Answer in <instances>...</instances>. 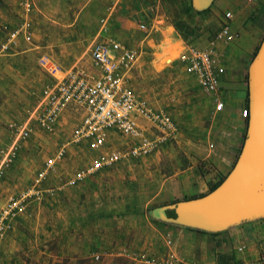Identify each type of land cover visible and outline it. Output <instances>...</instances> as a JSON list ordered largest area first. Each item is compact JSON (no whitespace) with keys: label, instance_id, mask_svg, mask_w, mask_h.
<instances>
[{"label":"rangeland","instance_id":"374dc122","mask_svg":"<svg viewBox=\"0 0 264 264\" xmlns=\"http://www.w3.org/2000/svg\"><path fill=\"white\" fill-rule=\"evenodd\" d=\"M216 1L219 2L220 8ZM216 1L213 0L206 11L193 14L188 18L190 24L194 25L193 28H219L225 11H230L232 14L230 28L243 26L240 15L242 11L234 12L230 7H224L227 0ZM169 6L168 12L163 8L162 10L171 20ZM176 11L181 9L176 7ZM177 29L181 32L179 28ZM181 29L184 31L183 28ZM2 36L0 32V43L4 39ZM32 60L25 75L14 69L15 67H7L5 61L0 63V68L7 69L2 73L5 77L0 80V151L14 139L8 124L21 123L34 104L40 88L48 79L44 74L46 77L43 76L41 81H38L40 71L35 70V59L34 64ZM248 66L244 68V90L238 88L233 94L237 101L244 97L248 99L246 84ZM142 69L144 71L141 70L139 74L132 71L134 79H143L134 86L132 84V87L153 105L171 115L178 125L175 138L165 141L158 150L148 155L130 157L113 166L104 167L70 187L62 186L65 178L77 169L87 168L93 157L97 156L98 151L90 149L83 140L68 144L65 156L57 161L55 169L47 173L41 182L43 188L56 189L52 193L43 192L39 199H28L24 211L12 219L10 230L0 245V264H138L127 257L113 256L114 252L111 250L105 251L108 254H102L104 252L102 245L109 243L111 248L115 245L130 246V244L133 245L134 238H140L144 234L142 231L148 228L146 214L148 216L150 211L148 207L151 205V202L148 203L146 200L159 188L170 187L173 184L169 176L177 170V167H180V162L183 165L187 164L184 158L185 149L181 145L183 143L180 138L190 139L195 144V140L203 136L205 140L201 142V147L197 150L208 152L206 137L209 135L210 120L214 115L213 100L201 90H197L192 80L185 78L181 80L180 66L173 73V77H177L178 80L171 78L170 83L167 80L165 82L156 80L152 76L150 80L148 68ZM34 78L36 82L31 81ZM150 86L156 88L153 89ZM157 91L160 92L157 93ZM222 97L224 99L225 96L222 95ZM193 104L195 107H192ZM180 120H188L191 127L182 128ZM196 120H205L203 129L199 130L195 127L194 124L199 125ZM74 123V120H70L57 130H53L54 133L38 129L33 124V132L27 139L19 141L16 157L0 176V206L9 195H15L30 185L44 161L70 139ZM207 138L211 139V134ZM244 139L245 136L243 142ZM165 144H170L172 147L171 150L165 148L171 153L169 155L163 150ZM71 147L75 148L69 152L68 149ZM242 147L243 143L238 156ZM165 154L168 157L163 158ZM194 154L195 165L198 169L202 168L199 170L200 175H204L206 159L200 157L202 154ZM202 179L206 180V177ZM210 182L212 181H209L208 187L212 184ZM171 201L155 199L157 204L160 202L168 204ZM153 203L154 201L152 205ZM257 218L263 220V217ZM105 229L116 232L117 236L120 231L121 237L118 240L114 238L115 240L102 243V233L106 231ZM158 231L155 232V238L163 249L156 252L150 250L151 254L159 259L172 252L181 259L178 253L181 244L176 243L179 241L178 236L169 230ZM207 235L192 241L194 246L192 261L188 262L189 264H199L197 259L201 253L203 255L202 251H206V257L202 260L211 264H242V258L238 256L240 252L236 246L230 247L227 242L218 237L216 239L215 234ZM167 239L170 240V245L165 243ZM138 249L144 248L138 247ZM96 254L98 259L94 257Z\"/></svg>","mask_w":264,"mask_h":264},{"label":"crops","instance_id":"0c3cea01","mask_svg":"<svg viewBox=\"0 0 264 264\" xmlns=\"http://www.w3.org/2000/svg\"><path fill=\"white\" fill-rule=\"evenodd\" d=\"M31 1L32 9L25 18L17 0H0V32H2V37L4 38L3 41L6 38L7 32L16 28L25 19L29 21V29L31 31L29 40H25L21 34H18L15 46L10 48L8 52L2 54L4 57L0 58V63L5 61L7 67H15L14 69L25 75L28 72V65L31 63V60L33 59L32 63L34 64L35 59V70L40 71L38 81H41L40 79L43 76L46 77L47 75L48 77L47 81L40 88L34 104L27 111L25 118L21 122L27 121L30 111L38 105L42 96L41 91L43 87L55 82L70 67L83 68L87 73L92 75L97 73L93 69L89 59V47L95 40H115L125 47L137 51V57L126 74L127 83L139 99L146 100L148 105L156 110L162 109L153 105L132 87V84L134 86L135 83L137 84L139 81H143V79L139 78L134 79L132 71H136L139 74L141 70L144 71L142 68L146 67L150 73V78L148 77L150 80L152 76L156 80L163 82L167 80L170 83L171 78L178 80L177 77H173V73L180 66L182 69L181 80L183 78L192 80L194 86L200 91L201 89L199 86L197 87L193 75L187 72L184 63L177 56L180 52L187 49L188 46H193L198 49L211 46L216 51L220 63L224 67L221 85L223 89L222 93L225 97L223 99L224 109L219 112H214L211 120L209 119L211 125L208 133L209 135L211 134V139L207 138L209 135L206 137L209 151L197 150L201 147V142L205 140L203 136H199L195 140V144L190 139L180 138L183 143L181 145L185 149L184 158L187 160V164L183 165L180 162V167H177V170L169 176L173 184L170 187L159 188L153 196L151 195L146 200L148 203L151 202V205L148 207V210H150L148 211V216L146 214L147 232L143 230L142 232L144 234L140 238H134V246L132 244L130 246L115 245L111 248L109 243L102 245V251H104L102 254H108L105 251L111 250V252H114L112 254L113 256L123 257L118 253L122 249L136 252L143 251L151 254V251L156 252L163 249L155 238V232H159L158 230H169V232L178 236L179 241H176V243L181 244V248H178L181 259L175 256L177 264H189L188 262L192 261V248L194 246L192 241L195 238L207 237V233L198 232L193 230L194 227L180 225L155 216L156 209L167 204L162 202L157 204L158 202L156 203L155 199L167 200V202L175 200L176 202L192 198L199 193H206L210 187H208L209 181H212L210 183H216L221 177H226L236 163L239 150L242 143H244L243 138L246 133L247 120L241 115V110L245 107L246 97L237 101L233 97V94L238 88L244 90V68L246 65H249L253 53L256 47H258L264 33V0H227L226 4L224 3V7H230L234 12L242 11L240 15L243 22L242 27L230 28L238 36L234 42L225 44L214 38L218 28H194L185 38L182 37L162 10V0ZM218 3L216 1L217 6ZM239 8L241 9L238 10ZM140 24L147 27L146 32H143L139 28ZM210 42H213V44ZM42 55L46 56L49 62L56 66L57 71L54 74H47L39 66L38 58ZM4 70L7 69L0 68V80L5 77V74H2ZM35 78L31 81L36 82ZM187 85L186 87H188ZM162 88L166 89L165 87ZM159 92L157 91V93ZM192 107H195L194 104ZM192 109L194 111V108ZM82 113L83 109L76 106L65 108L55 123L54 131L70 120L75 121V126L81 119ZM137 120L139 124L143 127L145 126L147 133H157L156 128L149 120L140 116L137 117ZM196 121L199 125L194 124L195 127L199 130L203 129L205 120ZM180 122L182 128L191 127L188 120H180ZM32 123L36 125L34 121ZM175 124L177 130L171 138H175L178 133V125L176 122ZM36 127L41 129L37 125ZM180 134L182 136V133ZM108 143L110 146L120 149H127L128 144L130 145L128 141L124 140L115 131L111 132ZM84 144L86 145L88 143L85 141ZM74 148L71 147L68 149L69 152L73 151ZM89 148L92 149L90 146ZM165 148L168 150L172 149L170 144H167L163 150ZM92 150L94 151V149ZM164 152L168 155L171 154L166 150ZM194 153L198 155L202 154L200 157L206 159L204 160V163H206L204 166L206 169L203 170L204 175H200L199 170L202 168L199 167L198 169L195 165ZM167 154L163 158L168 157ZM203 177H206V180L202 179ZM152 201H154V205H152ZM172 203L174 202L171 201L168 204ZM262 219L246 218L222 230L216 231L218 233H215L214 237L216 239L218 237L227 242L232 248L234 246H236L237 250L240 248L238 250L240 252L238 256L242 258V264H245L248 261L256 259L264 251V217ZM120 237V231L117 236L116 232L106 230L102 233V243L113 240L114 238L118 240ZM138 247L144 249L139 250ZM224 249L226 250V248ZM202 252L203 255L201 253L197 259L199 264H211L210 262H205L204 259L202 260V258L206 257V251Z\"/></svg>","mask_w":264,"mask_h":264},{"label":"built area","instance_id":"2783aa9c","mask_svg":"<svg viewBox=\"0 0 264 264\" xmlns=\"http://www.w3.org/2000/svg\"><path fill=\"white\" fill-rule=\"evenodd\" d=\"M17 1L26 18L32 9V1ZM231 19V12L225 11L215 33V40L225 44L238 36L230 29ZM139 28L143 32L147 31V27L143 24H140ZM18 34H21L25 40L30 39L27 19L7 32L5 40L0 43V55L15 46ZM136 57L135 49L127 48L115 40L93 41L89 47V59L93 69L97 71L95 75L87 73L83 68L70 67L55 82L43 87L41 99L30 111L27 121L8 124L14 139L0 151V176L16 157L19 141L27 139L33 132V121L42 130L53 131L60 113L65 108L76 106L83 109L81 119L71 131L70 139L44 161L27 188L15 195H9L1 204L0 245L10 230L12 219L24 211L28 199H39L43 192L52 193L56 189L43 188L41 182L47 173L55 169L57 161L65 156L68 144L85 140L92 149L98 151L87 168L77 169L65 178L62 186L70 187L104 167L113 166L130 157L154 152L160 144L175 134L177 128L171 115L166 111L150 107L146 100L139 99L128 86L126 74ZM177 57L184 63L187 72L193 75L201 91L213 100L214 112L222 111L224 100L221 80L224 67L216 51L211 46L203 49L188 46ZM38 64L49 74L57 71L56 66L44 55L38 58ZM241 115L248 120L249 108H242ZM138 116L149 120L157 133H147L145 126L139 124ZM112 131L118 132L124 140L130 142L127 149L109 145L108 139ZM165 243L170 245L171 242L167 239ZM118 253L138 264H177L172 253L159 259L143 251L122 249ZM94 257L98 259L97 254ZM245 264H264V251L256 259Z\"/></svg>","mask_w":264,"mask_h":264},{"label":"water","instance_id":"95a60500","mask_svg":"<svg viewBox=\"0 0 264 264\" xmlns=\"http://www.w3.org/2000/svg\"><path fill=\"white\" fill-rule=\"evenodd\" d=\"M196 10L213 0H190ZM249 118L242 150L212 191L156 209L155 216L209 232L246 218L264 217V34L247 70ZM171 208L174 217H168Z\"/></svg>","mask_w":264,"mask_h":264},{"label":"trees","instance_id":"16d2710c","mask_svg":"<svg viewBox=\"0 0 264 264\" xmlns=\"http://www.w3.org/2000/svg\"><path fill=\"white\" fill-rule=\"evenodd\" d=\"M161 4H162V8L163 10H167V12L169 11L168 10V6L170 7V14H171V17L172 19L170 20V22L172 23L173 27L178 30L177 28H179L181 30L178 31V33L180 35H182V37H186L187 34H190L192 31H193V27L194 25L190 24V21H188V18L193 15V14H198V13H202L204 11H206L208 8H204V9H201V10H196L192 7L191 5V1L190 0H162L161 1ZM175 4V5H174ZM176 7H178L179 9H181V11H176ZM184 15V17H183ZM184 29V31H182V29ZM264 34V33H263ZM258 47H256L253 55L255 54L256 50H257ZM245 107L249 108V104H248V99L246 97V103H245ZM225 176L224 177H221L216 183H212L209 187V190L206 192H210L212 190H214L223 180H224ZM206 193H199L197 195H194V197H198V196H202ZM193 198V197H192ZM172 202H175V201H172ZM165 205V204H164ZM167 205V204H166ZM165 213L168 217H174V213H173V210L171 208H167L165 209ZM193 230L195 231H198V232H206L207 234H215V233H218V232H209V231H205V230H202V229H198V228H194Z\"/></svg>","mask_w":264,"mask_h":264},{"label":"bare ground","instance_id":"6f19581e","mask_svg":"<svg viewBox=\"0 0 264 264\" xmlns=\"http://www.w3.org/2000/svg\"><path fill=\"white\" fill-rule=\"evenodd\" d=\"M171 54V53H170ZM174 54V53H173ZM172 55V54H171Z\"/></svg>","mask_w":264,"mask_h":264}]
</instances>
